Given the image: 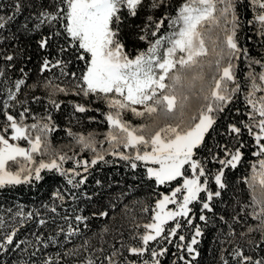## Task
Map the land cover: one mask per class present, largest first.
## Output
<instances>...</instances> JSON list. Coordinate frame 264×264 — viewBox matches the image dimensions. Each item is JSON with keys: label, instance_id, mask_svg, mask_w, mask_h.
Masks as SVG:
<instances>
[{"label": "snow or ice", "instance_id": "obj_1", "mask_svg": "<svg viewBox=\"0 0 264 264\" xmlns=\"http://www.w3.org/2000/svg\"><path fill=\"white\" fill-rule=\"evenodd\" d=\"M250 3L255 15L249 23H256L259 34L264 37V0H250ZM166 4L167 0H147L146 6L155 10ZM144 6L145 0H52L51 4L43 0L40 10L35 11L33 4V11L24 18L18 31L37 32L40 35L37 46L42 51L50 54L53 46L57 49L55 57L43 58L39 70L43 75L58 69L59 76L53 74L43 82L29 85L23 68L21 78L7 77L6 69L14 67L12 62L16 56L0 49V60L4 62L0 66V92L5 96L0 101V116H3L0 188L31 183L33 179L41 181L43 170L59 173L70 186L64 193L60 190L54 193L59 204H44L42 210L25 211L22 206L15 210L0 209V256L23 254L13 264H62L64 257H76L75 264H162L161 258L169 250L166 246L152 247L151 242L171 244L174 237L184 242L186 237L179 231L185 225L193 227L194 234L189 242L177 243L175 247L194 259L198 255L194 246L203 233L199 225L193 224L190 205L199 202L198 218L207 221L203 213L213 211L212 201L221 197L227 187L225 169H236L244 157L245 134L254 141L252 155L256 160L250 164V175L244 180L249 189V202L241 205L240 213L233 220L239 223L240 217L245 216L254 223L239 234L249 252L237 245L231 256L236 264H264V58L250 57L248 50L238 43L241 22L237 0H183L175 15L158 21L148 15L139 39L146 40L149 27L154 25L155 30L150 34L155 40H149L146 50L132 56L120 38V26L125 15L134 18ZM27 8L25 0H14L11 14L0 15V34L24 16ZM165 20L171 31L158 36ZM45 27L47 31H41ZM0 40H7V36L0 35ZM241 56L248 60L243 81L237 75V61ZM73 60L83 62V69L69 70ZM25 87L44 89L45 114L34 115L27 96L19 98ZM59 94L94 97L107 107L101 113L108 129L103 133V140L98 141L94 132L83 135L67 130L80 152L92 153L90 160L76 159L75 153L68 155L52 145L51 134L57 125L49 106L60 110L61 102L55 98ZM241 95L246 111L241 113L237 108L235 112L247 118L227 124L231 146L217 143L215 150L207 149L209 158H199L198 151L206 146V137L221 118H227L230 106ZM43 99L33 96L31 102L40 103ZM17 107L20 110L13 113L11 110ZM74 109L78 113L89 111L79 103L74 104ZM126 112L150 122L133 125L124 119ZM29 117L32 123H27ZM21 141L25 142L24 146ZM106 156L117 157L134 170L142 163L147 178L158 186L180 183L168 194L160 193L161 198L155 201L154 207L143 209L152 215L149 222L133 225L132 243L123 240L121 232L119 246L109 244L103 239L108 231L105 228L98 234L99 247H94L88 238L66 252L47 255L50 246L62 245V241L81 234L80 228L73 226V220L87 227V216H70L59 209L67 199H77L75 190L87 182L86 173L91 167L100 162L109 163ZM68 161H74V166L65 168ZM213 162L219 166L215 172L207 167ZM210 179L218 190L209 186ZM201 193L206 195L202 197ZM99 215L107 216V212ZM30 222L38 229L32 233L34 239H20L21 230ZM170 222L172 226L167 227ZM141 227L143 232L139 231ZM254 233L259 234L258 238ZM229 235L234 237L236 233L230 228ZM177 259L183 264H192L185 255H178ZM221 261L229 264L223 255ZM0 264L5 262L0 260Z\"/></svg>", "mask_w": 264, "mask_h": 264}, {"label": "trees", "instance_id": "obj_2", "mask_svg": "<svg viewBox=\"0 0 264 264\" xmlns=\"http://www.w3.org/2000/svg\"><path fill=\"white\" fill-rule=\"evenodd\" d=\"M28 8L25 9L24 16H21L11 28L5 29L2 34L7 36V40H0V49L6 54H13L16 59L12 62L14 67L6 69V76L12 79L22 77L20 69H24L27 74L26 79L29 85L37 82H43L46 77L55 74L59 76V70L53 69L52 72H45L43 75L40 73V65L43 58L49 55L50 58L55 57L57 49L55 46L48 51H42L37 46V41L40 35L37 32L24 33L18 31L24 18L33 11V4L36 5L35 11H39V5L43 0H25ZM183 0H167L165 7L159 9H149L147 0L145 6L138 10L136 17L125 15L124 21L121 24V40L125 44L126 51L134 56L137 51L146 50L148 41H154L155 37L151 36V31L155 30L154 25L149 27L146 40H140L139 36L143 33L141 29L145 28L147 24V16L152 15L154 20H159L165 16L175 15ZM14 0H0V15L11 14L13 9ZM51 4L52 0H48ZM237 15L240 18V27L237 31V40L242 48L248 50L250 57L254 59L264 58V37L259 34L258 25L256 23H249L254 19L255 10L251 6L250 0H237ZM41 31H47L45 27ZM171 29L168 27V21L162 26L159 35H167ZM63 42V41H61ZM68 59V56H64ZM4 62L0 60V66ZM237 75L243 81L248 71V60L241 56L237 61ZM83 62H73L69 65V70L79 72L83 69ZM257 70L258 69V66ZM59 82V81H57ZM2 87V85H0ZM27 96L29 100V107L32 109L34 115L45 114V104L47 97L42 87H37L30 90L28 87L23 89L20 94V99ZM33 96H41L44 99L40 103H32ZM58 102H61L60 110L49 109L53 116V120L57 125V129L51 134L52 145L55 149L67 153L68 155L76 154V159L90 160L92 153L89 151L80 152V148L76 145L72 137L68 136L67 130L71 129L74 133L88 135L90 132L97 133L96 139L103 140V133L106 132L107 124L104 121V116L101 114L107 111L106 105L102 101L95 100L94 97H84L82 95H64L59 94L55 97ZM5 99V96L0 92V101ZM83 104L89 111L78 113L74 109V104ZM239 108L241 113L245 112L243 96L230 106V111L227 112V118H221L214 126L215 130L211 131L206 137V146L198 151L199 158H209L207 149L212 148L215 150L217 143L229 144L231 146V139L226 133V126L229 122L239 121L246 119V116L237 115L235 109ZM19 107L12 109L13 113L19 111ZM124 119L130 121L133 125L150 122L147 118L140 119L134 117L130 112L124 114ZM3 121V116H0V122ZM31 117L27 123H32ZM246 147L242 149L244 157L236 169H225L227 187L222 191L221 197L214 198L212 201V212L205 211L203 214L207 216V221H200L199 215L201 214V205L199 202H193V212L190 214L193 218V224L199 225L202 229V236L198 237L199 243L195 245L198 255L193 259L192 255H188L182 249L178 252L175 245L177 243H187L190 241L194 234V228L185 225L179 231V234L185 235L186 240L181 242L178 237H174L173 243L167 244L162 242L156 244L151 242L152 247L166 246L168 254L162 257V264H183V261L177 259L178 255H185V257L192 262V264H222L221 255L229 260V264H236L231 256V251L237 245H240L246 253L249 252L248 245L245 239L240 237V233L244 232L248 224L254 223L250 217L241 216L240 222L237 223L233 217L240 213L242 204L249 202V189L244 182L245 177L250 175V164L255 162L256 157L252 155L255 149L254 141L247 134L243 137ZM24 146L25 142H20ZM104 147H107L105 143ZM39 159V157H37ZM109 163L100 162L96 166L90 168L87 182L81 186L79 190H75L77 199L72 201L67 199L63 207L59 211L63 214L67 211L68 215L81 214L88 217L87 227L83 224L77 225L73 220V226L79 227L81 234L72 237L69 241L63 242L62 245L50 246L46 251L47 255L55 256L57 252L63 253L74 246L80 245L85 239L90 238L94 247L101 246V239L98 235L103 232L105 228L108 229L103 235V239L108 241L109 244H119L118 240L121 239L119 233H123L122 239L132 243L130 235L133 232V225H143L150 221L152 215L151 211L144 212L143 209L148 207L151 209L155 205V201L161 198L160 193L168 194L171 188L175 187L180 181H174L171 185H157L154 180H150L146 175V167L141 163L137 169H132L128 166L127 162L120 160L117 157L106 156ZM74 166V161H68L64 164L65 168ZM207 167L215 172L219 167L217 164L208 163ZM81 171H83L81 169ZM41 175L44 177L41 181L33 179L31 183H25L16 186H7L0 188V209L12 208L15 210L18 206H22L25 211H30L33 208L41 209L44 204L57 203L54 193L60 190L62 193L70 186L66 183V178L59 175L57 172H49L43 170ZM97 181L100 183L97 184ZM209 186L218 190V186L214 184V180H209ZM86 194V195H84ZM206 194L201 193V196ZM90 197V199H89ZM170 207H174L170 205ZM73 209L76 210L73 213ZM101 212H107V216H100ZM223 217V219H221ZM63 223V221H61ZM170 222L167 227H171ZM67 227V225H65ZM230 228L235 231L236 235L230 236ZM32 222L29 223L19 234L20 239H34L32 233L37 231ZM39 231L47 232L48 229H39ZM140 232L144 229L141 227ZM258 233L253 236L258 238ZM62 240V238H61ZM105 248L108 245H104ZM127 254V253H126ZM22 253L17 252L15 255L0 256L5 264H13V261L22 257ZM82 258V257H81ZM136 259L135 257H130ZM76 257H64L62 264H75Z\"/></svg>", "mask_w": 264, "mask_h": 264}, {"label": "rangeland", "instance_id": "obj_3", "mask_svg": "<svg viewBox=\"0 0 264 264\" xmlns=\"http://www.w3.org/2000/svg\"><path fill=\"white\" fill-rule=\"evenodd\" d=\"M170 207V206H169Z\"/></svg>", "mask_w": 264, "mask_h": 264}]
</instances>
